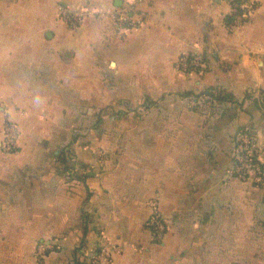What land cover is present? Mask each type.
Returning <instances> with one entry per match:
<instances>
[{
	"label": "crops",
	"instance_id": "crops-1",
	"mask_svg": "<svg viewBox=\"0 0 264 264\" xmlns=\"http://www.w3.org/2000/svg\"><path fill=\"white\" fill-rule=\"evenodd\" d=\"M255 4L230 28L228 0H143V24L123 32L114 12L72 29L54 11L29 17L28 0H0V264H84L82 240L85 264L103 245L111 264H264V179L235 167L241 128L264 167V0ZM197 51L201 68L180 72ZM208 87L233 100L187 95ZM6 120L21 130L12 151L1 147ZM68 150L83 164L65 171ZM152 198L162 241L146 227ZM39 242L59 248L38 257Z\"/></svg>",
	"mask_w": 264,
	"mask_h": 264
},
{
	"label": "built area",
	"instance_id": "built-area-1",
	"mask_svg": "<svg viewBox=\"0 0 264 264\" xmlns=\"http://www.w3.org/2000/svg\"><path fill=\"white\" fill-rule=\"evenodd\" d=\"M142 1L143 0H126L124 5L117 7L115 18L119 29H122L123 32H127L130 28L138 27L143 24L145 16L138 8V5ZM228 1L231 4L230 14L234 15L235 24L248 19L255 10V0ZM203 61L204 56L199 51L186 53L180 57L177 63V68L183 74H189L196 71L198 66H202ZM196 99L201 102L206 100V97L200 96ZM248 131H241L240 138L243 147L241 158L238 163H236V172L242 179H248L251 174L254 173L258 180H263L264 169L258 159L259 146L257 145L255 138L251 135V131L250 133ZM20 134L21 130L19 124L13 120H6L3 130V138L1 140L2 149L6 151L15 150L17 148ZM101 156L103 157V154H101ZM150 205L152 207V214L147 224L154 236L160 238L167 228L166 221L161 214L159 201L156 198L150 200ZM51 248H54V244L41 242L38 244L37 255H44ZM92 257L97 264H111L113 257L112 248L109 245H103L99 252Z\"/></svg>",
	"mask_w": 264,
	"mask_h": 264
},
{
	"label": "rangeland",
	"instance_id": "rangeland-1",
	"mask_svg": "<svg viewBox=\"0 0 264 264\" xmlns=\"http://www.w3.org/2000/svg\"><path fill=\"white\" fill-rule=\"evenodd\" d=\"M39 6L43 7V13L42 14L40 12ZM52 11L55 12L56 18L61 24H64L65 26H68L69 28H72V29H77L86 21V19L89 16L104 17L105 15H109V13L113 14V12H114V14H115V12L117 11V7H115L112 11L109 10L110 11L109 12L107 9L88 6L87 0H28V16L29 17H37V16H41V15H42V17H47V15L51 14ZM110 67H111V65H110ZM186 75H188V74H186ZM109 79L114 80V78H109ZM215 89L217 90V91H214L215 93L219 92V91H221V92L225 91L221 88H215ZM190 92L192 94H190ZM190 92L187 91V93H189L188 96H191V98L195 97V99H196V98H199L200 96H204L203 94L199 93L200 91H198V92L190 91ZM206 100H207V97H206ZM124 107L126 108L125 111H127V112H130L133 110L132 106H124ZM97 123H98V121L95 122L94 120H92L89 124L90 125L91 124L96 125ZM242 130H247V131L249 130L248 132L250 133V129L241 128L237 134V144L239 146V153L237 154V162L236 163H238V161L241 158V154H242L243 144H242V140L240 138ZM252 134L253 133H251V135ZM252 136L255 138L254 134ZM255 141H256V139H255ZM68 151L69 152H65L64 156H66L70 165L71 164H83L79 161V159H81V158L79 157V155L77 153H75L74 151H71V150H68ZM101 154H103L104 158L107 156L106 152H104L103 150H99L97 152V156H95V157H98L100 161L101 160L103 161V157L101 156ZM258 154L260 155V153H258ZM96 160H98V159H96ZM71 166H74V165H71ZM81 166H83V165H81ZM84 167H85V170H82L83 172L87 171V164L84 163ZM235 167H236V165H235ZM79 171H81V170H79ZM252 176H255V174L252 173L250 178ZM250 178H248V179H250ZM245 180H247V179H245ZM149 204H150V201H149ZM150 216L146 221V227L150 230L152 238L154 240L162 241L164 239L166 232H167V228L165 230V233L163 235H161L160 238H156L154 236L153 232L151 231V229L148 227V224H147L148 220L150 219ZM52 244H54V248H51L48 251H53V250L58 249L59 245L57 243H52ZM37 250H38V247L36 249V254H37ZM79 250H80L79 256L83 259V260H81V262H83L84 260H86L85 257L87 258V241L82 240V243H80V249ZM47 252L45 254H47ZM37 256L39 257V255H37Z\"/></svg>",
	"mask_w": 264,
	"mask_h": 264
},
{
	"label": "trees",
	"instance_id": "trees-1",
	"mask_svg": "<svg viewBox=\"0 0 264 264\" xmlns=\"http://www.w3.org/2000/svg\"><path fill=\"white\" fill-rule=\"evenodd\" d=\"M226 23L231 28L233 26V24H234V15L228 14L226 16ZM199 68H201V67L198 66L197 67V71L199 70ZM215 88L216 87H208V88H206L204 90H201L199 93L203 94L204 96H206L207 97V101L214 102L216 100H219V101H222V100H233L232 94H230L229 92H225V91L224 92L219 91V92L215 93L214 91H217ZM190 94H192V93L190 92ZM187 95H189V93H187ZM58 158L63 163V166H64L63 170H65V171L69 170V168L71 166H70L66 156H64V153H61L60 155H58ZM261 165H262V168L264 169L263 164H261ZM74 175L78 176V174H74ZM84 223H85V229H86V227H87V216H86V214L84 215ZM39 243H41V242H39ZM83 262L86 263V260H84Z\"/></svg>",
	"mask_w": 264,
	"mask_h": 264
}]
</instances>
